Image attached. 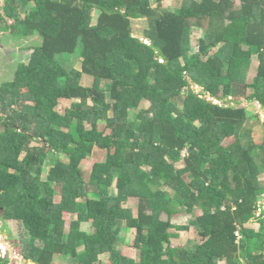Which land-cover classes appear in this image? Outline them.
I'll return each instance as SVG.
<instances>
[{"label":"trees","instance_id":"16d2710c","mask_svg":"<svg viewBox=\"0 0 264 264\" xmlns=\"http://www.w3.org/2000/svg\"><path fill=\"white\" fill-rule=\"evenodd\" d=\"M0 22V32L39 37L0 83V219L24 231L25 259L264 264V140L244 128L246 109L226 102L264 109V0H4ZM75 55L79 69L61 61ZM192 84L222 101H205L204 120L182 106ZM95 148L105 158L85 173ZM181 212L188 224L172 222ZM64 213L76 214L69 228ZM250 216L258 229L245 226ZM190 225L203 242L172 245ZM124 230L137 258L118 249Z\"/></svg>","mask_w":264,"mask_h":264},{"label":"rangeland","instance_id":"374dc122","mask_svg":"<svg viewBox=\"0 0 264 264\" xmlns=\"http://www.w3.org/2000/svg\"><path fill=\"white\" fill-rule=\"evenodd\" d=\"M182 0H161V5L163 7H179L181 5ZM4 0H0V7L3 5ZM21 9V13H23ZM97 15V11L92 12V20L91 22H95V18ZM11 23V21H9ZM0 25L4 27V22H0ZM137 28H140V24L135 25ZM13 30L8 29L5 32H0V83L4 80L10 79L13 73V70L17 63L24 62L26 63L29 59L30 50L26 49L27 46H31L32 44H36L39 42V37L32 36L30 38H22L19 36L14 35ZM202 31L200 29H193L191 35V47L192 50H196L197 47V39L201 36ZM157 49L156 46H154ZM253 53L255 51L253 50ZM61 61L65 63L66 67H74L75 69H79V57L75 56H68L62 57ZM257 65L256 58L253 56V60L251 63V67L248 73V80L250 81L252 76L255 73V68ZM92 81L91 77H84L82 78L83 84H90ZM192 93L184 94L182 102V106L188 102L192 107L193 110L197 113L199 120H204L206 117V110L205 109V101L209 100L213 103H222V101L217 100L216 98H211L208 95L201 94V88L192 84ZM228 104L237 106V107H244L247 112V123L245 124L244 128L248 130L251 138L254 142L260 143L264 140V130H263V120H264V109L262 106L256 101H247L244 98H237L236 100L230 99L226 101ZM29 103V102H28ZM187 103V104H188ZM148 103L143 101L141 107H147ZM66 104L61 101L56 109L59 112H63L65 109ZM17 106L12 104L11 108L17 109ZM18 110V109H17ZM17 122H20L17 120ZM32 126V125H31ZM88 127V123H86ZM31 128V127H30ZM100 128V127H99ZM35 144V143H33ZM106 155V151L102 149L95 148L92 155L86 159H84L80 163V167L83 172L87 173L91 170V167L94 162L103 161ZM63 160H66V157H62ZM50 167V161L48 160L45 165V169L47 170ZM46 172L42 173V176L45 177ZM264 199V197H262ZM59 199V188H56V196L55 200ZM136 199L130 198L129 201L126 203L127 206H130L133 210H135L136 206ZM261 208L264 207V200L260 202ZM259 211V210H258ZM199 212V211H198ZM258 215V213H257ZM163 218H166V215H162ZM76 219V214L72 213H64V220L65 226L67 228L70 227L72 221ZM190 215L186 212H181L177 215L172 217V222L174 224H188L190 222ZM245 226L258 229L259 224L257 221H254V217L250 216L245 220ZM81 227L86 230L87 227L85 224H81ZM177 237L171 240L172 245L174 246H184L189 249H194L203 240L198 235L197 229L195 226L190 225L188 230H181L177 231ZM122 236L125 239V243H121L118 245V249L123 255L129 257H136L137 253L133 247V239H134V231L131 230H124L122 232ZM24 231L20 227V225L15 220H6L3 221L0 219V255L9 259V264H36L32 260L25 259L20 253V246L24 244ZM81 249V248H80ZM109 255L102 254L100 258V264H109ZM72 262V261H71ZM54 264H68L69 260L62 259L60 256H56L53 260ZM219 264H224L223 261L219 262Z\"/></svg>","mask_w":264,"mask_h":264}]
</instances>
